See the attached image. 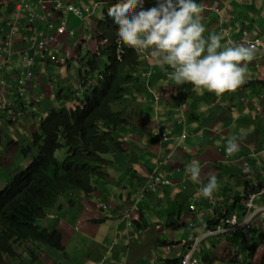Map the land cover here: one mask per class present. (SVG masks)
I'll return each mask as SVG.
<instances>
[{"label": "clouds", "instance_id": "9594fccd", "mask_svg": "<svg viewBox=\"0 0 264 264\" xmlns=\"http://www.w3.org/2000/svg\"><path fill=\"white\" fill-rule=\"evenodd\" d=\"M7 1V12L11 19H3L4 26L0 28V193L9 184L11 177L35 166L38 158L44 154L46 140L49 138L41 125L51 115H58L60 128L74 135L73 127L76 125L72 114L77 106H83L84 86L88 89L99 87L103 79L101 73L88 75V71L91 60L100 52V46L107 44L98 37L97 26L105 18V13L115 26L113 37L117 46L132 48L138 53V66L131 72L127 67V74L138 78L140 83L127 85L129 93L108 105L105 117L97 118L84 111L80 115L77 130L96 148H101L97 154L99 173L92 177L89 192L73 191L69 198L51 209L37 223L48 234L57 232L61 236L62 248L41 241H23L15 244L9 253L0 252V264H35L46 250L65 251L62 234L57 228L52 229L51 220L54 216L58 218L61 212L71 214L76 205V211H81L83 199H92L100 185L111 179L110 175L117 167L121 166L125 170L127 163H130L127 160L131 150L128 144L133 140L132 135H137L139 131L151 134L159 143L164 144L165 149L158 157L159 169L148 174L150 176L145 179L138 200L124 205L121 211L124 218L138 211L139 202L146 192H163L167 186L174 185L173 181L183 172V177L191 182H201L199 192L203 197L214 200L213 193L217 189L215 175L203 177L195 160L184 168L176 165L172 155H165L171 137L168 127L160 120V105L166 94L165 87L169 88V84H154L152 75L158 72L156 68H161L159 73L165 74L175 85L187 86L183 89L179 104L182 125H185L184 112L190 107L192 99L201 95L202 91L219 97L234 90H243L239 86L242 83L254 87L261 85L263 89L264 72L261 63L264 62V0H231L219 8L207 6L202 0H91L88 5L83 0L79 4H75V0ZM241 9L247 15L243 19L237 13ZM204 15L209 18L208 21L216 24L214 34L204 35L205 28L200 17ZM239 18L248 22L236 31L241 23ZM69 19L78 20L82 27L69 29ZM258 23L262 27L256 29L254 25ZM49 25L53 28L50 29ZM61 27L63 31L59 32ZM230 29L236 32L232 36ZM89 34L92 35L91 40L87 37ZM221 38L227 40L230 46L221 45ZM88 43H92L93 48L88 47ZM106 64L107 58L102 56V67ZM251 64L262 79L244 80L247 66ZM67 72L73 74L69 80L63 81ZM261 92L257 94L259 98H255L257 102L264 98ZM153 121L157 123L155 127ZM185 137L183 134L182 138ZM59 139L60 147L54 151L53 157L62 164L71 155V148L62 135ZM225 144V149L220 148L218 152L229 161L230 155L238 150V143L235 137H229ZM14 149L19 150L21 159L18 165H9L10 160L4 159ZM63 149L66 155L60 160L63 162H59L57 153ZM246 165L248 161L241 168L244 174ZM162 168L167 170L163 172ZM110 185L112 187L111 182ZM258 188L248 193L247 198L241 196V213L220 218L217 211H213L211 218L206 221L204 233H194L189 242L184 244L182 256L168 262L207 263L213 257L204 254L206 241H218L230 235L238 238V252L246 256L247 251L253 247L254 258L261 252L263 261L264 222L259 230L254 224L264 218V206L258 210V200L264 199V195L255 197L252 208L247 206L250 196L264 190L261 188L257 191ZM196 207H190L192 214ZM100 209L107 212L109 206L102 205ZM232 217H236L243 228L231 231L225 221ZM214 218L218 219L215 221ZM210 221L213 223L210 224ZM129 227L132 229L131 224ZM189 227H194V224L191 222ZM223 228L227 231L221 232ZM168 246L170 251L177 248L172 242H168ZM233 251V259L242 263V257H237V252ZM254 258L249 264H252Z\"/></svg>", "mask_w": 264, "mask_h": 264}, {"label": "crops", "instance_id": "0c3cea01", "mask_svg": "<svg viewBox=\"0 0 264 264\" xmlns=\"http://www.w3.org/2000/svg\"><path fill=\"white\" fill-rule=\"evenodd\" d=\"M90 1L83 0V3L88 5ZM202 1L207 6L219 8L231 0ZM8 9V1L0 0V28L4 26L3 19L5 21L11 19ZM200 17L205 28L204 35L214 34L216 24L208 21L206 15ZM246 22H248L246 19L241 20L236 31ZM250 23L252 24V21ZM254 26L259 29L262 24ZM80 27L82 25L78 20L69 19V29L75 30ZM220 43L230 46L227 40L221 39ZM253 64L247 66L245 81L263 78ZM261 66L264 72V62ZM160 69L156 68L158 72L152 75L154 84L165 83L163 73H159ZM168 84L169 88L165 87L166 94L160 105V120L168 127L171 137V144L166 148L168 151L165 155H172L176 165L184 168L195 160L203 177L215 175L222 183L217 185L215 194L213 193L214 200L210 201L203 197L199 192L201 182L198 184L191 182L183 177V172L173 181L175 184L167 186L163 192L159 191L156 194L146 192L145 197L139 202L138 211L124 218L121 213L124 205L138 200V193L143 191L145 179L150 176L148 174L159 169L158 157L165 149L164 144L159 143L150 136L151 134L139 131L136 135L131 130L134 134L132 142L128 144L131 150L127 154L130 163H127L125 170L121 166L117 167L111 173V179L100 185L92 199H83L81 211L75 213L79 214L78 217L73 216L71 220H67V211L63 212L65 216L62 218L54 216L50 225L52 229L57 228L62 234L65 251L46 250L41 253L35 264H171L168 261L182 256L184 244L189 242L194 233H204L206 221L211 218L213 211L233 205L231 212L241 213L242 200L239 203L235 200L248 188L242 176L244 173L241 174L243 163L248 161L251 167L262 166V170L264 168V98L258 102L255 99L259 98L257 94L261 90V97H264V88L262 89L261 85L254 87L242 83L239 86L243 90H234L219 97L202 91L201 95L192 99L190 107L184 112L185 125H182L179 104L183 89L187 86H177L170 79ZM152 124L153 127L157 125L155 121ZM183 134L185 138H182ZM229 137H235L238 150L231 154L227 161L218 149H225V142ZM186 143L190 145L187 146ZM186 147L189 149L186 150ZM166 170L167 168H162L163 172ZM246 174L250 175L248 172ZM249 179L250 183L256 186L254 189L260 186L259 178L255 175L253 177L250 175ZM102 205L109 206L107 212L100 209ZM192 205L197 206L193 214L190 212ZM263 206L264 199H259L258 210ZM77 208L78 205L74 210ZM191 222L194 224L192 228L189 227ZM262 223L263 221L259 219L254 227L259 230ZM129 224L132 225V229ZM72 242L73 252H66ZM168 242L175 243L177 248L170 251ZM235 242L236 244L232 245L227 238L216 241L214 255L206 252L207 256L213 258L204 264H229L234 257L231 250L239 246L237 237ZM223 243L227 245V252H222L221 247L226 248ZM261 255V252H258L252 264H260Z\"/></svg>", "mask_w": 264, "mask_h": 264}, {"label": "trees", "instance_id": "16d2710c", "mask_svg": "<svg viewBox=\"0 0 264 264\" xmlns=\"http://www.w3.org/2000/svg\"><path fill=\"white\" fill-rule=\"evenodd\" d=\"M97 26L98 37L106 41L107 44L104 47L100 46L99 54L91 60L88 75L99 72L103 75V79L99 82V87L88 89L84 86L83 106H77L72 114L76 126L82 111L97 118L105 117L108 105L129 93L127 85L140 83L138 78L127 74V67L131 72L139 64V55L136 50L117 46L113 37L115 26L107 13ZM102 56L107 58V64L104 67H102ZM41 126L49 138L46 140L44 154L38 158L35 166L11 177L9 184L0 193V252L9 253L15 244L27 240L41 241L59 249L62 248L61 236L57 232L48 234L37 223L45 218L51 209L69 198L73 191L89 192L92 177L99 173L97 154L100 153L101 148H96L84 138L76 126L73 127L75 136L68 130H62L56 114L51 115ZM61 135L71 148V155L62 164L53 157L54 151L60 147L59 138ZM245 169L252 177L255 175L259 178L260 186L257 191L264 188V168L262 170V166L251 167L248 162ZM245 174L242 176L248 188L243 193V198H247L248 193L256 191L254 189L256 186L250 183V175ZM261 178L263 182H261ZM243 198L236 197L235 201L239 203ZM232 207L233 205L224 206L221 210L216 211L220 218L227 217L233 214ZM214 219L216 221L218 218ZM226 238L232 245L236 244V235ZM233 252H237L236 256H241L243 262L238 263V259L232 258L229 264H249L255 256L253 247L247 251L248 255L246 256L242 252H238L237 248ZM262 264H264V257Z\"/></svg>", "mask_w": 264, "mask_h": 264}, {"label": "rangeland", "instance_id": "374dc122", "mask_svg": "<svg viewBox=\"0 0 264 264\" xmlns=\"http://www.w3.org/2000/svg\"><path fill=\"white\" fill-rule=\"evenodd\" d=\"M79 3H80V0H75V4H79ZM233 8H235V5H233ZM243 11H244V9H241V11H237V13H238L239 15H241V18H242V19H243L244 17L247 16ZM241 12H243V13L241 14ZM239 20L241 21L240 18H239ZM230 30H231V36H232L233 33H236V32L234 31V29H230ZM248 30H250V27H248ZM254 35H257V34H254ZM87 37L89 38V40H91L92 35L89 34ZM222 38H223V37H222ZM222 38H221V39H222ZM224 42H225V41H224ZM236 45H237V44H236ZM87 46H88V47H91V46H92V43H88ZM92 48H93V46H92ZM83 68H84V67H83ZM71 74H73V72H70V74H69L68 72L65 73V75H64V77H63V81H65V80H69ZM162 75L164 76L163 78H164V80H165V83H169V79H168V77H166L165 74H162ZM246 97H247V99H248L249 95H247ZM218 102H219V101H218ZM209 116H210V115H209ZM186 145L189 146L190 144H189V143H186ZM195 147H197V146H195ZM195 147H194V148H195ZM188 149H189V148L186 147V150H188ZM65 155H66V150H65V149L60 150V151L57 153V158L59 159L58 161H59V162H63V161H60V160H63L64 157H65ZM20 159H21V156H20V154H19V150H18V149H14V150L11 151V153L8 154V156L5 157L4 161H6V160H10V164H9V165H12V164L18 165L17 162H19ZM11 170H13V168H12ZM221 177L224 178V175H222ZM221 183H222V182L218 179V180H217V185L219 186ZM218 186H217V187H218ZM75 213H78V211H74V212H71V214L66 215L67 220H71L73 216H74V217H78V216H79V214L76 215ZM63 216H65V214H64L63 212H61V213H60V216L58 215V218H62ZM261 221L264 222V218H261ZM74 242H75V241H74ZM74 242L71 243V245L69 246V248H67L66 252H73L72 244H74ZM215 245H216V241L207 240L206 243H205V247H204V249H203L204 254H206V252H211V255H214L213 252H215V251H214V246H215ZM223 246H226V248L221 247L222 252H227V251H228L227 245L223 243ZM50 252H51V250H50Z\"/></svg>", "mask_w": 264, "mask_h": 264}, {"label": "built area", "instance_id": "2783aa9c", "mask_svg": "<svg viewBox=\"0 0 264 264\" xmlns=\"http://www.w3.org/2000/svg\"><path fill=\"white\" fill-rule=\"evenodd\" d=\"M49 28L52 29L53 26L49 25ZM62 31H63V28L61 27L59 29V32H62ZM262 195H264V190L259 192L257 195L250 196L249 199H248V202H247L248 208L250 209V208H252L254 206V204H253L254 202L253 201H254L255 197H259V196H262ZM225 225L228 226L230 228V230L234 231V232L239 230L240 228H243L242 227L243 225H241V224H239L237 222V218L236 217H232L230 219H226ZM226 231H227L226 228L221 229V232H226Z\"/></svg>", "mask_w": 264, "mask_h": 264}]
</instances>
